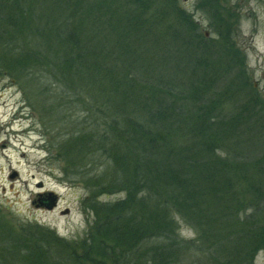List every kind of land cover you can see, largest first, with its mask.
Masks as SVG:
<instances>
[{
	"label": "trees",
	"instance_id": "trees-1",
	"mask_svg": "<svg viewBox=\"0 0 264 264\" xmlns=\"http://www.w3.org/2000/svg\"><path fill=\"white\" fill-rule=\"evenodd\" d=\"M20 1L0 3V66L41 108L42 82L56 99L51 110L92 101L86 111L94 119L79 120L92 129L65 136V167L100 194L127 192L112 204L91 203L99 220L105 215L100 248L53 253L54 245L70 246L50 231L41 264H124L129 254L140 264H252L254 212L264 221V187L255 182H264L256 157L262 150L264 162L263 104L260 97L252 105L231 99L247 89L245 63L229 52L218 54L229 61L210 60L212 43L189 33L181 16L157 11L156 0H44L41 27L23 21L25 11L13 8ZM251 198L252 205L243 201ZM175 214L194 237H180Z\"/></svg>",
	"mask_w": 264,
	"mask_h": 264
},
{
	"label": "rangeland",
	"instance_id": "rangeland-1",
	"mask_svg": "<svg viewBox=\"0 0 264 264\" xmlns=\"http://www.w3.org/2000/svg\"><path fill=\"white\" fill-rule=\"evenodd\" d=\"M10 1L1 0L0 3L9 6ZM31 1L21 0L19 4L15 2L13 8L25 11V23H35L41 27L46 1ZM72 1L76 3L78 0ZM152 3L157 11L165 10L167 15L170 11L173 12V17L174 13L181 16L179 19L189 24V33L200 34L212 43L211 49L216 50L217 54L209 57L210 60H215L216 57V60L229 61L227 54L218 56L220 52H229L231 58L234 55L239 62L245 63L240 71L245 74L247 89L235 91L231 99L234 105H252L253 98L260 97L263 119L259 121L263 127L260 126L261 130L258 132L263 131L261 135L264 138V0H156ZM170 22L175 29L185 32L174 20ZM227 67L231 68L232 74H240L239 68L234 67L233 62L228 63ZM47 77L49 78L48 75ZM46 81L48 82V79ZM40 89L44 108L38 105L35 98L29 99L28 89L21 86L10 68L0 66V242L3 241L2 244L8 248L7 255L0 253V264L44 263L42 258L50 253V249H44L48 241L46 234L50 231L65 238L70 246L65 248L54 245L53 253L56 249H65L69 253L76 251L82 255L100 248L106 238L104 235L99 236L98 228L105 215L102 214L99 220L91 203L99 200L112 204L127 197V192L120 190L100 194L101 191L80 181L71 169H66L64 158L61 156V152H64L65 136L75 134L76 130L83 129L87 132L92 129L90 126L80 125L79 120L94 119L93 110L86 111L90 106L93 107V102L89 100L88 104L82 103L78 107L73 100L72 104L68 105L69 111L65 107H55L51 110L49 108L57 104L56 99L52 97L51 91L47 93L44 82L41 83ZM225 93H229L227 86ZM83 109L86 112L81 115L80 111ZM90 122L86 121L85 124ZM262 156L263 151H258L257 162L264 166ZM255 182L256 187H264V182L263 185L259 184L257 178ZM50 197L57 198L53 208L43 202ZM245 198H249L247 194ZM243 201L252 205V198ZM250 212H253V209L247 213ZM174 217L180 237L188 240L195 236V231L180 215L175 214ZM254 217L252 226L257 225V242L251 262L264 264V221L255 212ZM246 228L236 233H245L243 230ZM35 238H38V245ZM48 238L50 240V237ZM122 247H118V251ZM110 250L112 248L107 246V252ZM129 257L131 258H127L124 264L141 263L131 254ZM184 259H175L173 264H209L206 260L191 263L190 260ZM102 262L100 264H113L107 260Z\"/></svg>",
	"mask_w": 264,
	"mask_h": 264
},
{
	"label": "water",
	"instance_id": "water-1",
	"mask_svg": "<svg viewBox=\"0 0 264 264\" xmlns=\"http://www.w3.org/2000/svg\"><path fill=\"white\" fill-rule=\"evenodd\" d=\"M56 200V197H50L48 200H43V202H45L49 208H53L56 205Z\"/></svg>",
	"mask_w": 264,
	"mask_h": 264
}]
</instances>
